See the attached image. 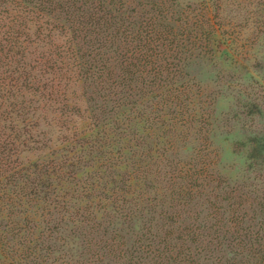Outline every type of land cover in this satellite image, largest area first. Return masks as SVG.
Returning <instances> with one entry per match:
<instances>
[{
	"label": "trees",
	"instance_id": "16d2710c",
	"mask_svg": "<svg viewBox=\"0 0 264 264\" xmlns=\"http://www.w3.org/2000/svg\"><path fill=\"white\" fill-rule=\"evenodd\" d=\"M169 2L0 0V264H264V200L223 210L220 194L207 210H183L195 197L181 190L158 221L134 215L144 197H132L146 184L133 188L148 179L151 161L134 162L146 142L128 153L118 146L144 134L155 139L153 151L171 157L186 114L200 110L180 82L202 38L186 32ZM77 89L94 103V124L74 128L56 162L28 167L37 122L50 115L72 122L64 119L79 113L70 104ZM250 144L264 156V134ZM119 169L126 174L118 181ZM185 171L195 183L205 169ZM216 189L236 192L222 182ZM74 202L91 208L70 216ZM68 219L87 238L78 260L63 227Z\"/></svg>",
	"mask_w": 264,
	"mask_h": 264
},
{
	"label": "rangeland",
	"instance_id": "374dc122",
	"mask_svg": "<svg viewBox=\"0 0 264 264\" xmlns=\"http://www.w3.org/2000/svg\"><path fill=\"white\" fill-rule=\"evenodd\" d=\"M172 1L175 2L169 3L176 6L183 22L186 21V32L193 36L198 33L202 38L201 44H198L200 47H194V58L189 61L185 78L180 82V85H187L185 91L200 110L195 118L191 111L186 114L189 115L188 123L184 124L185 130L175 140L171 157L153 151L155 139H148L144 134L138 137L131 135L129 141L118 146L128 153L131 146H142L146 142L147 147L136 150L139 153L134 162L142 166L143 162L151 161L152 170H148V179H138L139 184L133 188L138 192L146 184V189L140 196L132 197H144L138 201L142 205L140 210H135L134 215L138 219L145 217L146 221H158L161 211L172 207L170 198H178V192L190 189L191 195L195 197L194 202L188 205L189 209L183 210H207L208 202L211 204L220 194L224 203H220L219 208L250 210L251 205L253 208L258 201L264 200V156L253 153L250 144L251 140L264 134V0ZM74 92L70 104L79 113L71 119H64L72 122L62 124L61 120L51 115L48 119L37 122L40 127L31 134L34 141L30 148L33 150L23 158L28 167H31V162L41 165L56 162L55 154L64 147L66 141L74 138V128L78 127L84 132L90 123L94 124L92 117L95 114L91 113L95 109L94 103L89 101L83 89ZM181 98L186 99V96L182 94ZM98 114L100 117V113ZM114 126L110 128L113 129ZM140 131L143 132V129ZM134 132L135 130H131L130 133L135 134ZM127 153L129 159L134 155ZM90 160V156L84 157V162H91ZM190 166L205 169L203 175L199 176L200 181L193 183L186 180L190 172L185 173V170ZM118 173L121 177L114 176L119 181L123 179L122 175L126 174V170L119 169L116 174ZM175 176H180L181 183L178 185H174ZM219 182L235 190L234 196L218 191L216 188ZM61 195H64V191ZM240 196L245 197L239 201ZM147 198H150L149 201ZM227 198H230L228 203ZM151 199H155L157 204ZM78 204H72L70 216L76 217L78 212L91 208L84 206L82 202L80 206ZM152 210H157V213L151 215ZM138 221L137 229L135 226V229L132 228L134 232L143 226L141 220ZM80 226L83 225L73 224L69 219L63 225L67 229L69 246L73 249L72 258L76 260L84 251L81 245L87 240L83 238ZM123 226L127 229L125 224ZM59 256L60 254L53 259Z\"/></svg>",
	"mask_w": 264,
	"mask_h": 264
}]
</instances>
